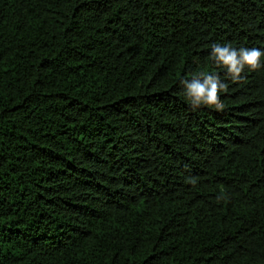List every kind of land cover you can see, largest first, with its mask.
<instances>
[{
	"label": "trees",
	"instance_id": "1",
	"mask_svg": "<svg viewBox=\"0 0 264 264\" xmlns=\"http://www.w3.org/2000/svg\"><path fill=\"white\" fill-rule=\"evenodd\" d=\"M214 44L264 0H0V264H264V66Z\"/></svg>",
	"mask_w": 264,
	"mask_h": 264
},
{
	"label": "clouds",
	"instance_id": "2",
	"mask_svg": "<svg viewBox=\"0 0 264 264\" xmlns=\"http://www.w3.org/2000/svg\"><path fill=\"white\" fill-rule=\"evenodd\" d=\"M212 57L217 65H222L227 69L228 75L233 81L241 79V73L247 67L251 71H256L262 66L261 58L264 52L257 48H241L239 50L231 46L213 45ZM203 78H194L189 82L184 80L186 87V97L193 110L200 106H208L218 111L224 109L220 93L227 91V85L220 81L218 76L202 74Z\"/></svg>",
	"mask_w": 264,
	"mask_h": 264
}]
</instances>
